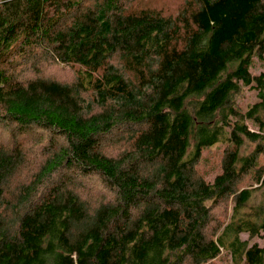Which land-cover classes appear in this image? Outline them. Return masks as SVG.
Listing matches in <instances>:
<instances>
[{
  "label": "trees",
  "instance_id": "obj_1",
  "mask_svg": "<svg viewBox=\"0 0 264 264\" xmlns=\"http://www.w3.org/2000/svg\"><path fill=\"white\" fill-rule=\"evenodd\" d=\"M144 2L0 0V264H264V195L241 185L264 183V0ZM45 58L73 78L23 77ZM97 175L113 197L94 204L77 182Z\"/></svg>",
  "mask_w": 264,
  "mask_h": 264
},
{
  "label": "rangeland",
  "instance_id": "obj_2",
  "mask_svg": "<svg viewBox=\"0 0 264 264\" xmlns=\"http://www.w3.org/2000/svg\"><path fill=\"white\" fill-rule=\"evenodd\" d=\"M186 0H146L143 5L150 4L155 6L154 8L160 9L164 14H177L184 6ZM141 6V5H139ZM26 67V68H25ZM25 68V69H24ZM25 75L23 77H29L34 73L40 74L47 77L58 78L61 80L69 81L74 76V70L70 67H64L57 65L46 58L38 62V65L31 64L27 62L21 68ZM252 73L258 75L264 73V58L255 59L254 65L252 66ZM236 103L240 106L242 111H246L249 106L254 102L258 101L257 89H254L250 86H243L241 88L240 94L235 96ZM250 126L252 123L249 122ZM8 137V133L5 130H0V140H5ZM25 144L26 154H27V170H35L40 164L41 159L43 158V153L41 151L39 143L35 138L29 137ZM108 145L105 146L107 150H110L113 154H117L121 149L124 148V142L119 141L115 144L114 141L109 140ZM255 146V143H250L247 145V150L251 151ZM224 144H219L210 149L209 155L203 160L199 165V171L207 178L212 180L214 174L218 170V162L220 159L221 152L223 150ZM207 152V151H206ZM205 152V153H206ZM260 163L264 166V155L260 157ZM242 186H248L250 188H255V195L257 199H260L264 195V183L258 184L253 177V172L248 175L245 181L241 184ZM77 187L81 194L89 199V203H98L104 199H111L113 197V192L105 187L102 179L97 176H91L88 178H80L77 182ZM233 203L231 199L222 204L221 206L215 209V215L217 217V223H222L229 218L231 213V207ZM247 235L244 234L243 238H246ZM259 241L261 244H264V239L262 238H253L251 242ZM211 264H224L222 259H215Z\"/></svg>",
  "mask_w": 264,
  "mask_h": 264
}]
</instances>
